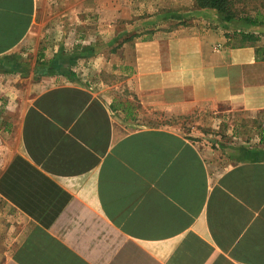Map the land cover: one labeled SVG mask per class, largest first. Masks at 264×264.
Returning a JSON list of instances; mask_svg holds the SVG:
<instances>
[{
	"label": "crops",
	"instance_id": "crops-1",
	"mask_svg": "<svg viewBox=\"0 0 264 264\" xmlns=\"http://www.w3.org/2000/svg\"><path fill=\"white\" fill-rule=\"evenodd\" d=\"M173 2L118 97L80 0H0V264H264V57Z\"/></svg>",
	"mask_w": 264,
	"mask_h": 264
},
{
	"label": "rangeland",
	"instance_id": "rangeland-1",
	"mask_svg": "<svg viewBox=\"0 0 264 264\" xmlns=\"http://www.w3.org/2000/svg\"><path fill=\"white\" fill-rule=\"evenodd\" d=\"M173 1L176 0H80L81 8L79 17L82 23L80 34L84 37L91 36L92 39L96 38V47H93L94 49H98L99 53L103 52V54H105L104 52L110 51L113 55H116L115 58H117V61H114L116 64L111 61L112 59H110V61L108 60L106 64L109 65L112 63L114 65L112 72H107L103 68L91 72L95 73L98 83H106L103 84L106 86H117L119 90H114L116 96L124 97V69H122L124 66L121 65L118 49H120L122 43H124V33H126L124 31L127 30V26L130 29V33L135 34L141 32L142 35H146V37L153 34V32L163 31L164 28L160 27V24L166 20L165 18H179L177 24L172 25L173 28H179L181 25L188 26L190 23L182 20V17H186L192 12V9L182 8L181 5H188L189 3L190 5H192V3L194 4L193 9H195L196 12L198 10H203L205 12L203 17L206 18L204 19L208 20L210 23H214V21L215 23H219V25L223 27L225 36H229L231 41H234V36L240 32L253 34L257 38L254 46H257L256 49H259L260 55L264 57V26H248L240 19L229 23L224 22L215 10L197 9L194 0H177L181 8L175 9L172 8V5H174ZM236 10L239 14L238 17L245 15L256 16L260 13L264 19V0H240L236 5ZM138 21L143 23L139 26L138 31L131 30L133 27H136L134 24ZM206 27H208V24L203 26V28ZM114 37H117L115 40L116 42H114ZM98 38L100 40H98ZM234 43L232 44L233 46L239 44L236 43L234 45ZM224 44L223 48H225ZM81 45L88 46V43H81ZM220 50V45L214 48L216 52ZM92 53H95V50H93ZM94 57L95 56H93V58ZM90 58L85 57L83 59V66L86 62L88 63V61H91L92 63H90L93 66L105 65V55L96 63H94L92 57ZM260 127L264 129V126ZM260 139L261 143H264V139Z\"/></svg>",
	"mask_w": 264,
	"mask_h": 264
},
{
	"label": "trees",
	"instance_id": "trees-1",
	"mask_svg": "<svg viewBox=\"0 0 264 264\" xmlns=\"http://www.w3.org/2000/svg\"><path fill=\"white\" fill-rule=\"evenodd\" d=\"M240 0H194L197 9H211L215 10L224 22H232L240 19L248 26H264V19L260 13L256 16L245 15L238 17L239 14L236 10V5ZM236 43L252 44L254 45L257 38L250 33L240 32L234 36ZM260 53L259 49L257 50Z\"/></svg>",
	"mask_w": 264,
	"mask_h": 264
}]
</instances>
